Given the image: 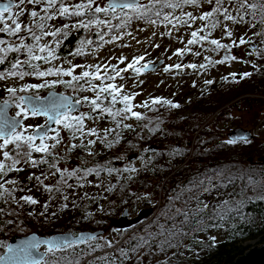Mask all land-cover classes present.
Returning a JSON list of instances; mask_svg holds the SVG:
<instances>
[{
    "label": "trees",
    "instance_id": "16d2710c",
    "mask_svg": "<svg viewBox=\"0 0 264 264\" xmlns=\"http://www.w3.org/2000/svg\"><path fill=\"white\" fill-rule=\"evenodd\" d=\"M201 3L209 6L207 12L212 11L214 4L210 5L206 0ZM192 7L199 6L186 5L183 10L187 9L190 12ZM231 7L229 6V9ZM175 14L182 15L180 10H176ZM220 19L223 21V17ZM140 20L133 19L124 27L111 28V30L104 28L105 40L119 36L130 23L140 22ZM226 22L229 21H223L215 29ZM111 23L119 25L120 21L114 19ZM3 35L10 40L3 33H0V38ZM200 35L204 36L205 32ZM257 38L258 42L255 46L262 49L264 54L263 31ZM212 39L215 38L211 33L206 40L196 43L195 50H192L201 52L204 57L203 65L206 67L195 68L202 74L217 69L213 68L211 63L217 56L214 50H211V47H215L209 43ZM90 41H92L91 38ZM36 43L32 41L29 46ZM77 47L78 37L70 33L58 47L57 55L60 59H68L75 54ZM262 59L264 60V56ZM16 60L17 56L14 53L7 58L10 66ZM225 62L227 61L222 62L219 67H222ZM4 63L0 64V73L6 69ZM31 63L38 64L33 61ZM20 72L31 73L33 69L24 64ZM249 73L251 75L247 77H243L244 73H241L240 77H232L233 84L241 91L242 96L247 93L256 96L255 102L264 106V61L257 64ZM32 76L33 74L25 75L23 78L32 79ZM63 80L71 81V78ZM224 82L223 77L218 80L216 93ZM79 83L82 86L89 85L85 80ZM29 84L33 85L32 82ZM58 85L60 92L66 93L68 87L62 83L45 87V91H53L52 89H56ZM36 90L32 89L27 94L32 95L37 92L40 94V90ZM227 94H230V90H227ZM104 97V103L102 100L98 101L101 108L111 107L114 112L124 107V104L119 102L120 98L117 97V103L113 105L111 97L107 99ZM236 97L238 95L223 98L222 104L214 109V113L222 109V112L216 115V121L230 118L225 114L237 106L239 101L235 103ZM79 98L83 99L77 97ZM10 100L15 102L12 97ZM130 103L132 104L131 101ZM83 105L89 107L88 113L91 118H99L109 124V127L96 136L98 144L96 142L89 144L90 140L75 133V138L72 136L73 139L69 141L70 144H65L69 147V156L66 159L65 156H60L62 143L57 144L54 148L56 157L54 163L68 164L69 172L73 173L72 182L78 185L83 183L80 186H83L86 191L69 202L72 206L67 212L71 210L70 213L73 212L75 216L82 218L79 225L74 226L76 231L82 227H86L89 231H102L105 229L99 230L100 227L109 226L114 234V242L111 243V247H108L107 244L98 243V238L73 244L71 248L57 249L55 253L49 252V254L63 253L56 264H68V261H72L73 264L77 261L78 264H113V262L114 264H231L252 248L249 242L259 239L262 244L264 243V189L259 192L251 188L241 164V159H245L244 150L250 141L229 144L228 139L219 138L222 132L215 134L211 131L213 137L206 135L209 133L208 129H202L206 122L198 123L196 127L187 123L182 124L181 135L170 129L164 130L167 126L165 123L173 125V119L167 111L160 112L154 119L144 117L141 120H135L131 113H127V116L135 120V123L126 128L124 122L122 124L118 117L113 118L100 109L93 111L87 103ZM134 110L133 106L132 111L135 112ZM209 118L210 116L205 121ZM117 121L120 122L119 126ZM214 122L212 121L211 124ZM114 127L118 129L108 131L106 134V130H112ZM199 129L201 131L198 140L193 143L192 135ZM222 131L224 132L223 129ZM170 133L174 135L172 139L180 141L181 147L178 150L174 146L175 140L167 138ZM59 139L61 141L60 137ZM164 141H169V144L166 150L162 151ZM151 143L155 145L148 148ZM71 145H77V147L72 148ZM72 154L76 155L74 160L70 157ZM50 159L51 163L53 158L50 157ZM229 159L230 163L227 162ZM163 161L164 164H162ZM40 166L46 167L44 164ZM90 169L93 171H89ZM227 170L230 173L227 178L226 175L221 178L216 177ZM171 174L170 178L175 182L174 192L167 193L163 191L161 185L163 180ZM4 176H0V182H3ZM253 176L258 177L256 183L264 184V166L260 167ZM249 179L251 182L254 181L253 178ZM151 181H155L153 185H150ZM160 190H162L161 205L156 215L151 216L152 220L148 218L134 226V232L128 236L129 238L122 240L125 236L123 231L126 230L115 229L111 225L112 222L117 220L125 210L129 211V215L131 213L135 215L134 217H138L142 211L154 209ZM2 191L3 189H0V192ZM61 193L66 192L62 190ZM7 199L12 200L7 193L0 198V209H3L0 213V242L4 245L0 247V255L6 252L10 238L20 234L14 232L11 226H14L20 217L8 216ZM84 230L79 231L81 233ZM76 231L75 235L79 233ZM119 235L120 237L117 238L116 236ZM122 252L127 255H123ZM44 261L46 262L47 258Z\"/></svg>",
    "mask_w": 264,
    "mask_h": 264
},
{
    "label": "rangeland",
    "instance_id": "374dc122",
    "mask_svg": "<svg viewBox=\"0 0 264 264\" xmlns=\"http://www.w3.org/2000/svg\"><path fill=\"white\" fill-rule=\"evenodd\" d=\"M202 1L205 0H201V2ZM80 2L81 0H66V3L68 4H77ZM97 2L103 6L108 2V0H97ZM142 2L147 4L149 0H142ZM40 6L44 7L45 5ZM40 6L36 5L35 10L40 12L41 15H45V13L41 11ZM24 7L26 8V11L21 19L23 20L24 24L31 25L34 22L28 15V11L32 10L34 6L25 5ZM208 8L209 6L200 3L198 8L192 7L190 12L193 14V16L199 17L201 14L207 12ZM163 11L167 13L168 9L165 8ZM230 11L232 12L233 16L237 15L234 5L230 8ZM183 12L187 13L189 11L186 9L183 10ZM102 16L103 15L101 14V17ZM177 16H179V14ZM153 18L156 19V17ZM186 18L187 17L185 16V19ZM80 19L82 18L61 17L58 14H55L53 15L52 19L46 21L47 27L44 29L45 32L56 31L57 29H62V32L55 37L51 35H45L39 41L41 44L40 46L45 44L49 45V47L54 51L55 56V58L48 63L44 62L43 60L33 61L40 65L39 71H45L49 68L54 70L58 68L71 70L74 66H79L75 67L73 75H81L85 70L95 73V67L89 68L88 66L100 65V76L104 78L103 86H106L107 84L122 86L123 91L120 93L118 98L123 95L133 97L130 101L134 106V111L140 113L143 117L154 119L160 112L167 111L169 116H171L173 119V125L170 126L165 123L167 126L164 127V130L170 129V131L177 132L179 135L182 133V124L184 123L196 127L198 123L206 122L202 126V129H208L209 133L206 135L213 137L214 135L211 133V131H213L215 134L217 132H222L221 135L219 134V138L223 140L228 139L229 133L234 129L243 128L250 130L256 136V138L255 140H250V143H248L247 148L244 150L245 159H241V164L242 168H244L243 173L247 175L246 177L250 181L249 184L251 188L262 192L264 189V184L256 183L258 177L253 176V174L256 173L260 167H263L264 164L259 163L256 165L253 163L257 162L259 158L264 157V106L255 102L257 99L256 96H252L249 93L245 95L243 94L244 96H242L241 91L237 89L235 84H233L232 74L235 73L236 78L240 77L241 73L251 72L255 68L253 65L256 66L257 64L263 63L264 60L262 58L264 54L262 49L260 52H255L253 51L252 47L253 45L257 44V37L259 33H261V31L264 33V26L256 21H253V23H256V25L259 24V26L255 27H252L251 24L247 22L232 23L229 21L217 29L207 28L205 30V35L210 32L213 34L216 40H220L222 44L231 45L232 47L230 50L216 49L215 47H211V50H214V53L217 54L211 63L213 68L217 69H214L213 71H207L206 73L202 74L200 73L199 69L188 67V65L191 64H195L197 67L205 64L203 63L204 57L202 53L199 51H192L195 50L196 44H188V41L191 38V32L197 31L202 25H204V22L200 21L199 19L190 21V26L177 25L176 27H172V24H167L164 22L162 17L158 19L156 24H152L141 19L140 22L136 21L130 23L129 26H127V29L125 31L123 30L119 36L109 38L107 40H105L106 32L103 30L104 28L99 29L101 35L103 36V39L101 40L100 35H97L98 29L95 26L88 30L74 27V25H76ZM245 21H251V16L246 15ZM65 24L69 25V27L64 28ZM225 27H227L232 32L233 35L231 38L226 36ZM188 29H190L189 33ZM36 32L37 35L40 34L39 29H36ZM65 32L67 35H64ZM70 33L78 37V47L75 49V54L72 57L68 59H60L57 55L58 47H60L64 38ZM21 36L24 37L23 43L27 45H29V43L32 41H35L26 33H22ZM241 37H243L245 41L249 42L242 45L239 44ZM90 38L92 39V43L89 44L87 41H89ZM2 39L8 40L4 35L2 36ZM9 39L10 41L18 40L19 37H9ZM233 41L236 42L235 45H233ZM6 46L7 45H5V47ZM179 49H190V51L185 50L182 55H176L175 53ZM256 49H259L258 46H256ZM34 51L36 55H47V52L40 53L38 49ZM11 53H14L17 56V59L20 61L29 59L26 54V50H22L20 53L10 52L8 53V56ZM225 55H228L229 57L235 56L237 59L222 60ZM141 56L144 57V59L137 63L135 65L136 67H142L144 64H148V68L157 64H159V66H157L155 70L144 69L140 74H137L131 68H128L126 71L119 72V75H116V72L112 71L113 66H116V71L127 68V65L132 62L134 58ZM7 58L5 59L4 63L6 65V69L3 73L5 74L12 70ZM121 58H124V63H120ZM218 61L227 62H225L222 67H219L222 62ZM177 64L181 65L179 69L175 67ZM23 66L24 65H22L16 71H20ZM105 66L107 67L105 68ZM166 68L168 70H165ZM108 75L116 76L115 80H107L106 77ZM32 77V79L26 77L20 80V78L16 76H6V79L0 80V103L6 99H11L10 94L6 91V89L9 87H15L19 89L20 87L30 85V82H32L33 85H38L44 84L46 81L50 83L56 80L71 78L70 76L63 75H50L41 78L35 74H33ZM222 77L225 81L224 85H222L221 89L216 93L215 90L217 89L218 80ZM226 77L227 79H225ZM206 81H211V83H206ZM92 83L98 86L102 85L101 80H93ZM81 86L82 85L80 83H73L72 87H68L66 93L60 92L59 85L56 87V89L52 90L57 93L73 96L75 100H77V97L83 98L85 96L93 99L95 98L96 94L99 93V87L94 93L90 89L89 85L82 86L83 89L87 90H81ZM44 88L37 89L36 91L40 90V94L37 92L35 95H38L39 97L47 96L49 91H45L46 88ZM227 90H230V94H227ZM17 95L31 94L21 93L18 91ZM100 95L101 100L104 103V94ZM235 95H238V97L234 99L235 103L239 101L237 106L233 107L225 114L230 118L228 120L218 119L219 121L217 120V122L215 117L218 113L222 112V109L216 111L215 113L214 109L222 104L224 97L227 98L231 96L232 98ZM153 100H161V103L153 104ZM163 100L172 101L174 104H179L180 107H170L169 105L164 104L162 102ZM243 100L246 101L243 102ZM145 102H147V107H136L137 105H144ZM215 102H217V105H215ZM14 103H12L14 107L11 111V114L16 116V113L19 111V109L15 107ZM88 110L89 107L83 105L82 111L72 113V115L77 116L81 113L85 114L83 121L84 132L83 134L79 132L76 134L87 138V140L95 141L98 144L99 142L96 141L97 135H88V130L95 129L98 134L102 130L107 129L109 124L104 123L99 118H91ZM209 116L210 118L205 121ZM19 118L23 119V127L19 128L18 131L24 132V128L28 127V131L24 132L25 135L33 134L36 127L46 126L48 124L46 118L32 116L30 113L28 119H24L23 116ZM118 119L122 124L124 122V126L132 125L135 123V120H137L136 118L135 120H132L131 117H128L127 119L118 117ZM212 121L215 122L211 124ZM52 129H55V131ZM52 129L49 131L48 135L50 137H54L57 135V132H59V137L61 138L60 143L63 145L60 156H65L64 158L66 159L69 156V147L65 144H70L69 141L73 139V132L56 123ZM114 129H118V127H114ZM200 131L201 130L199 129L196 134L194 133L192 135L193 143L195 140H198ZM172 137H174V135H171V133L167 135V138L175 140L176 144L174 146L175 149L178 150L181 147L180 141L177 139H172ZM45 142L49 145L55 143V141L52 139H48ZM171 142L173 143V141ZM0 143H3V141L0 140ZM39 143L40 140L37 139L36 144ZM162 144V151H164L168 147L167 144H169V141H164ZM151 145H155V143L148 145V148ZM12 148L13 146L9 145V148L5 150H11ZM52 152L55 153L54 149H52ZM202 153H204V151ZM251 156L254 159L253 162H249V158ZM32 157L36 160L46 158L48 161H50V157L52 156L45 157L43 153L33 152ZM70 157L72 160H74L76 155L72 154ZM0 160H3L2 151H0ZM126 161H129V159H126ZM227 162L230 163V159L227 160ZM5 163H10V161H5ZM51 163H54V160H52ZM165 163L167 162L165 161ZM54 164L55 168H50L47 166V164H44L46 167H41L40 165L38 167H32L29 163L21 161V163L16 166L18 169H21L20 171H9L7 175L4 176V187L12 191V200L7 199L6 202V212L9 217H20V219L15 222L14 226L11 225L14 232L20 233L17 236L25 237L32 233H37L41 236L51 237L59 234L75 233L76 229L74 226L79 225L82 218L75 216L73 212L70 213L71 210L67 212L68 208L72 206L69 202L72 198L76 196L79 197L83 192L86 191L84 190L83 186H80L83 183H79V185L77 183H73L72 176H67V173H70L68 164L65 162H55ZM162 164H164V161ZM56 168H59L65 172L63 179L61 178L60 173L56 172ZM228 171L229 170L218 174L216 177L221 178L226 175L225 177L227 178L230 174ZM36 176L41 177L43 180V185L37 182L35 179ZM171 176L172 174L166 177L161 185L163 191H166L167 193L174 192L173 187L175 182H173L172 178H170ZM45 177H47V179H45ZM249 178H253L254 181L251 182ZM10 180L16 181V183H7V181ZM154 182L151 181L150 185H153ZM156 182L158 183V181ZM45 185L52 187L53 191H46L44 187ZM57 187H59L60 191H55ZM62 190L66 193H61ZM161 194L162 190H160L159 197H157V202L154 208L155 210L153 209L155 212L152 214L153 217L160 208ZM24 196H32L38 201V203L34 205L25 203L21 199ZM65 196H67V199H65ZM16 201H19V204ZM58 204L60 205L58 206ZM45 205L48 207L45 208ZM134 216V214L130 213L129 218H133ZM149 216L146 217L148 218ZM153 217L149 219L152 220ZM133 227L127 229L126 231L121 230L125 235L122 240L129 238L128 236L134 232ZM81 229H85L84 232H90L89 229H86V227H82ZM102 229H108V231L106 230V234L99 237L98 243L106 244L107 241L113 243L114 234L112 233V228L109 226H102L99 230ZM79 230L76 231L79 232L77 234H80ZM82 232L83 231H81V233ZM116 237L119 238L120 235ZM248 244L254 247L262 245V242L257 239L255 241L249 242ZM42 251L48 252L46 249H42ZM47 256L46 264H53V262L56 264L57 259L63 256V253L49 254L48 252Z\"/></svg>",
    "mask_w": 264,
    "mask_h": 264
},
{
    "label": "snow or ice",
    "instance_id": "6c2138e0",
    "mask_svg": "<svg viewBox=\"0 0 264 264\" xmlns=\"http://www.w3.org/2000/svg\"><path fill=\"white\" fill-rule=\"evenodd\" d=\"M210 5L214 4L212 11L205 12L199 17L193 16L191 12L184 13L183 9L186 5L199 6L201 0H149L147 4L143 3L142 0H108V2L101 6L97 0H81L77 4H68L66 0H6V2L0 3V33L6 34L8 37H19L18 40H5L0 38V64L5 62V59L8 56V53L15 52L20 53L22 50H26V54L29 57L28 60L20 61L19 59L16 62L12 63L11 69L7 74L0 73V80L6 79V76H16L20 79H23L25 75L35 74L41 78L47 77L50 75H63L70 76L71 81L56 80L52 82H45L44 84L38 85H26L20 87L19 89L15 87H9L6 91L10 94L11 97L15 100V107L19 109L15 117H9L7 115L6 109L13 103L12 100H4L0 103V140L3 143H0V151H2L3 160H0V176L7 175L9 171H20L16 166L24 161L29 163L32 167H38L40 164H48L50 168H55L54 163H50L46 158L40 160L33 159L32 153H43L45 157L52 156L53 160L56 159L52 149L56 147L61 141L59 139V132L54 137L48 135L49 127L39 126L34 129L33 134L25 135L24 132L28 131V127L24 128V132L18 131L17 129L23 127L22 121L19 117L23 116L24 119H28L29 113L32 116L44 115L49 122L62 125L64 128H67L73 132V138H75V133L84 132V118L85 114L81 113L80 115H72L74 111H79L77 105L83 106L84 103H87L93 111L100 109L104 112H107L109 115L115 117H122L127 119V113H131L137 120L144 119V117L138 113L133 112V105L130 103V100L133 98L128 95H123L120 97L119 102L124 104V107L113 112L111 107L101 108V104L98 101L101 100L100 94H106L104 99L111 97V103L115 105L117 103V97L120 96V93L123 91L122 86H117L115 84H107L103 86V80L100 76L101 66H88L89 68L95 67V73L85 70L81 75H73L75 70L74 66L71 70H64L62 68L52 69L49 68L45 71H39L40 65L31 63V61H40L48 63L55 58L54 51L45 44L40 46L39 41L45 35H51L53 37L57 36L62 32V29H57L56 31L45 32L44 29L47 27L46 21L53 18V15L58 14L61 17H80L78 23L74 27L84 28L88 30L95 26L98 31L97 35H100L101 40L103 36L101 35L99 29L102 28H116L124 27L126 24L131 22L133 19H143L149 23L156 24L160 17L163 18V21L167 24H172L173 27L177 25H188L190 26V21H195L199 19L204 22V26L199 28L197 31L191 32V39L188 41L189 45L198 43L199 41L206 40L207 36L211 33L208 32L207 35L201 36L200 33L205 32L207 28L215 29L217 25L223 23V21H231L232 23H250L252 27L256 26L258 22L264 26V0H206ZM25 5H33V9L28 11V15L31 17L34 23L31 25L24 24L21 17L24 15L26 8ZM36 5H45L41 8V11L45 15H41L40 12L35 10ZM235 6L237 12L236 16L232 15L228 6ZM169 9L170 11L165 13L164 9ZM176 10H180L182 15H175ZM101 14L104 18H101ZM250 15L251 21H245V16ZM185 16L187 17L185 19ZM153 17H156L154 19ZM223 17V21L220 19ZM119 20V25H113L112 20ZM69 25L65 24L64 28H68ZM36 29L40 30V34L37 35ZM22 33L28 34L32 39L37 43L31 46L23 43L24 37L21 36ZM226 36L231 38L232 32L225 27ZM64 35H67L65 32ZM249 41H245L243 37L240 38L239 44H245ZM87 43H92V41H87ZM212 45H215L216 49H231V45H225L220 42V40L212 39L209 41ZM236 42L233 41V45ZM5 45H7L5 47ZM38 49L40 53L47 52V55H36L35 51ZM185 50L190 49H179L175 53L176 55H182ZM255 52H260V49H254ZM144 57L134 58L132 62L127 65V68L120 69L116 71V66H113L112 71L116 72V75H119V72L126 71L128 68L133 69L137 74H140L144 69L148 68V64L142 65V67H136L135 65L143 60ZM236 60L237 57L225 55L224 60ZM223 62V61H218ZM120 63H124V58H121ZM27 64L32 69L33 72H20L16 71L22 65ZM107 66H105L106 68ZM177 69L181 65H175ZM190 68H197V65L191 64L188 65ZM201 68L206 67L205 65H200ZM255 67V65H253ZM153 70H155V65H153ZM165 70H168L167 68ZM235 77V73L232 74ZM251 73H244L243 77L250 76ZM116 76L108 75L107 80H115ZM122 78V77H121ZM227 79V77L225 78ZM85 80L89 84L90 89L95 93L99 87V93L96 94L95 98L90 99L85 96L83 99L72 100L71 97L57 95L51 93L47 98H41L38 95H17V92L27 93L32 89H39L44 87H53L57 83H62L65 87H72V83ZM93 80H101L102 85L98 86L92 83ZM238 82V81H237ZM206 83H211V81H206ZM75 90V89H74ZM81 90L83 89L81 86ZM164 104L169 105L173 108H179V104H174L172 101L163 100ZM161 103V100H153V104ZM147 107V102L144 105H137L136 107ZM119 121L117 125L119 126ZM31 127V126H29ZM124 127H131L130 125H125ZM43 128V131H42ZM55 131V129H52ZM108 131L106 130V134ZM88 135H98L95 129H89L87 132ZM39 139L40 143L36 144V140ZM52 139L55 141L52 145L47 144L45 141ZM240 141L248 142L246 136L238 138ZM236 139H230L227 141L229 144L237 143ZM95 141H89V144H94ZM9 145H12L11 150H5L9 148ZM72 148L77 147V145H71ZM91 154V153H89ZM5 161H10V163H5ZM89 171H93L90 169ZM111 171V170H109ZM135 171V169H132ZM56 172H59L61 178L65 176V172L59 168H56ZM73 173H67V176H72ZM31 179V177H30ZM35 179L41 185H43V180L40 176H36ZM47 179V177H45ZM9 184H15L16 181H7ZM46 191L52 192L53 188L50 186H44ZM0 189H3L0 192V198L4 197V193H7L9 197H12V191L4 187V183L0 182ZM111 190V189H109ZM55 191H60L59 187ZM25 203L28 204H37L38 201L32 196H24L21 198ZM67 199V196H65ZM19 204V201H16ZM48 206L45 205V208ZM179 211V210H178ZM3 212V209H0V213ZM11 223V221H9ZM95 236H79V237H62V238H50L47 240H40L36 236L31 237L30 239L22 242L18 247H13L9 245L7 247V254L0 255V264H46L43 259H36V253L38 251V245L45 244L48 245V252L55 253L57 249L71 248L73 244L83 243L86 240L91 241L95 240ZM214 240V238H213ZM108 247H111V242H106ZM3 242H0V247H3ZM163 246V245H162ZM127 255V253H123ZM55 264V262H53ZM68 264H73L72 261H68ZM78 264V261L76 262ZM114 264V262H113Z\"/></svg>",
    "mask_w": 264,
    "mask_h": 264
},
{
    "label": "water",
    "instance_id": "95a60500",
    "mask_svg": "<svg viewBox=\"0 0 264 264\" xmlns=\"http://www.w3.org/2000/svg\"><path fill=\"white\" fill-rule=\"evenodd\" d=\"M6 2V0H1L0 3ZM253 49H256V46L253 45L252 47ZM161 64V63H160ZM157 66H159V64L155 65V69L157 68ZM149 70H153V66H150L149 68H147ZM51 93H55L57 95H63V96H68L62 93H57L55 91H51L49 92V94H47V96L45 97H41V98H47L49 97V95ZM71 97L73 101H75L73 96H68ZM13 104H11L7 109V115L9 117H15L11 114V111L13 109ZM77 108L79 109V111H74L73 113L76 112H80L83 110V106L81 105H77ZM31 114V113H30ZM39 117H43L46 118L44 115H38ZM22 123H23V119L19 118ZM47 119V118H46ZM48 121V120H47ZM55 123L53 122H49L46 125V127H49V131H51V129L54 127ZM18 130V129H17ZM43 131V128H42ZM49 133V132H48ZM242 136H246L248 138V141L253 140L255 138V135L250 131V130H246L243 128H238V129H234L232 130L229 135H228V139H236L237 141H240L238 138L242 137ZM249 162H253V158H249ZM258 163L264 164V157H261L258 159L257 161ZM153 209H149L146 211H142L138 217H134V218H129V211L125 210L121 216L112 222V226L115 229H119V230H127L130 229L133 226L138 225L141 221L150 218V216H152L153 214ZM150 215V216H149ZM146 216H149L148 218ZM129 219V220H128ZM106 234V230H102V231H95V232H82L80 234H74V233H69V234H59V235H55V236H51V237H47V236H41L37 233H32L28 236L25 237H20V236H14L10 239L8 246L11 245L14 248L18 247L22 244V242L30 239L33 236H36L38 239L40 240H47L53 237L56 238H62V237H79L81 235L87 237V236H95L96 239L105 235ZM85 242H88L87 240ZM83 242V243H85ZM76 244H81V243H76ZM7 246V247H8ZM48 245L45 244H40L38 245V251L36 253V259L40 260H46L47 258V252L42 251V249H46L48 250ZM64 249V248H63ZM7 254V249L6 252L3 255ZM231 264H264V244L260 245V246H254L252 247L250 250H248L245 254H243L242 256L238 257L234 262H232Z\"/></svg>",
    "mask_w": 264,
    "mask_h": 264
},
{
    "label": "flooded vegetation",
    "instance_id": "af4514ba",
    "mask_svg": "<svg viewBox=\"0 0 264 264\" xmlns=\"http://www.w3.org/2000/svg\"><path fill=\"white\" fill-rule=\"evenodd\" d=\"M253 160H254V159H253ZM253 164H256V165H257V164H259V163H258V162H254Z\"/></svg>",
    "mask_w": 264,
    "mask_h": 264
}]
</instances>
